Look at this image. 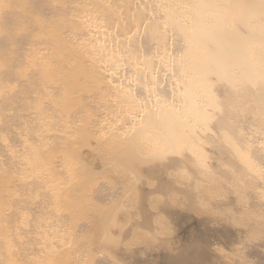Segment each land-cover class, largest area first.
Returning a JSON list of instances; mask_svg holds the SVG:
<instances>
[{
	"label": "bare ground",
	"instance_id": "bare-ground-1",
	"mask_svg": "<svg viewBox=\"0 0 264 264\" xmlns=\"http://www.w3.org/2000/svg\"><path fill=\"white\" fill-rule=\"evenodd\" d=\"M83 1L0 0V264H77L100 250L73 252L59 237L101 239L104 209L82 219L87 192L102 198L90 183L97 166L71 168L87 158L80 149L97 147L101 120L82 114L87 104L119 112L112 164L149 152L178 173L191 157L190 191L207 182L213 212L238 215L232 198L238 210L264 205L263 160L262 172L252 160L264 152L253 145L264 138V0H120L129 9L115 17L74 14ZM173 179L168 189L188 193Z\"/></svg>",
	"mask_w": 264,
	"mask_h": 264
},
{
	"label": "rangeland",
	"instance_id": "rangeland-1",
	"mask_svg": "<svg viewBox=\"0 0 264 264\" xmlns=\"http://www.w3.org/2000/svg\"><path fill=\"white\" fill-rule=\"evenodd\" d=\"M55 1L63 2V0ZM84 1L83 4L77 7L79 10L75 8V11H73L74 14L81 13L87 9H98L101 15H114L115 17V15L118 14L116 11L119 9H124V11L123 9L119 10L121 13L129 9L127 5L126 7L123 5L119 8L117 5L122 2L120 0H117L115 3H113L112 0ZM114 5H116L115 8H117V10H115ZM104 12H108L109 15ZM47 18L44 20L50 21L56 19L55 23L58 21L57 15L52 19H49V17ZM58 37L59 36H55L54 39L56 40ZM89 69L90 71L92 70L86 65L82 73H87ZM161 72L163 76H165L166 81L168 77L166 71L161 70ZM103 84L104 83H101L99 80L98 86L100 88L102 87L105 92L108 91L107 88H103ZM96 85L97 83L95 86ZM98 89L99 88H97V90ZM113 95L114 93L111 94L112 99L115 97H113ZM138 105L142 107V100H138ZM84 107L85 110L82 114H86V118L90 117L98 121L101 120L99 125L94 127V132L97 131L96 134L94 133L97 139L95 140L93 138V143L96 142L94 146L97 147L96 150H85L86 147L80 149V154L83 151V155L87 158L84 157L85 159L82 161V159H80L81 157H78L77 160L71 164V168L76 171V167L81 162H87L88 165L91 164L93 167L94 164L97 166L95 170H92L93 176H91L90 183L92 184L96 181L97 184L101 183L97 185V188L99 187L100 189V187H102L103 191L101 190L100 192V194L102 193V198L98 196L101 201L97 200L98 198L94 193L87 192V196H85L84 200L86 202L88 201L90 211H87L82 219L93 220L97 212L99 213L97 205H100V207L104 209L106 215L102 220V232L99 241L91 240L90 237L84 234L85 232L81 231V233L76 231L78 234L76 232L75 234L74 232L68 234L62 233L63 235L65 234L67 238L59 235L61 241L67 240L69 244L72 241L74 242L72 243L74 244L73 252H78V249L84 252V249H91V247L95 249L94 247L96 244L101 246L99 251L95 249L96 252H94L91 257H84V259L86 258L85 262L83 260L77 264H95L98 259H106L101 262L102 264H238V262H243V264H264V232L261 231L262 233L260 232L258 236L256 235V233L258 234V230L257 232L253 230V227L257 229L254 226L255 222L257 225V222H260L262 219L260 212H255L257 211L256 209L262 207V211H260L262 212V217H264L263 204L260 205L261 207H252L253 210L250 208V205V209L246 207L247 209L244 208L243 211V208H239V210L235 208L237 204L234 203L235 198H232L231 205L234 207L232 211L235 212L236 210L235 214L239 211L238 215L233 214L234 216H229V214L213 212L212 207L206 204L212 201L207 202L201 190V187L207 184V182L202 181L201 185L198 184L197 191H190L195 187V185L191 184L193 178L197 175V172L191 168V163H195L197 160L191 157L187 159L186 163L188 165L184 167V169L182 168L178 173L168 171L165 163H159V159L149 152H144L143 154L137 153L136 159L132 160V163L127 166L120 163L112 164V162L107 159V153L115 144V142H113L114 139L111 137V133L115 129V124H120L115 115V113L119 112L116 110L113 112L114 106L111 109V107L107 108V106L100 103L99 106L97 103V105L89 106L87 104V106L84 105ZM118 116H120V114ZM102 126L103 128L101 129ZM112 126L114 128H112L110 133L109 130ZM117 126L118 125H116V127ZM261 139L263 144L259 139L257 144H253L255 146L254 150L257 151L264 148V138ZM260 151L261 152H258L261 156L255 155L252 160H256L257 158V163H259L262 159L263 161L260 162L259 165L262 166L261 168L264 172V152H262V150ZM98 157H100V159ZM255 160L254 163H256ZM87 163L85 164L87 165ZM259 165L257 164L260 168ZM257 166L256 170L258 169ZM261 168L258 170L261 171ZM258 170L257 172H259ZM173 177V180H177L181 187L187 188L186 191H188V193L180 194L176 189L174 190V188L170 190L173 184L171 180ZM208 177L209 176L205 174L202 175V178ZM96 183L93 184L96 185ZM130 183L132 185H130ZM169 185L170 189H168ZM107 194H109V196ZM104 195L107 196L105 197ZM167 196L170 197V199H166ZM77 197L78 201H83L82 197ZM247 197L249 200H247ZM254 199L255 198L252 196L250 200L249 195L244 198L246 201H251L249 204L252 205L255 202ZM228 201L229 200H227V202ZM168 202L169 206L167 205ZM232 211L230 210V212ZM246 211L247 213L245 215ZM241 213H243L246 217L245 219L250 222V224L247 225L249 229L245 225L240 224L241 221L239 222V220H237L242 217ZM248 216H250V219ZM243 219L242 217V221ZM247 221L244 222L247 223ZM248 231H251V233ZM143 235L145 238H148L145 239ZM240 249L243 250L241 251Z\"/></svg>",
	"mask_w": 264,
	"mask_h": 264
}]
</instances>
